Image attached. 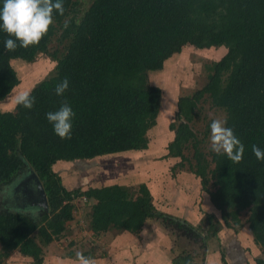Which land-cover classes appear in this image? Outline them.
Listing matches in <instances>:
<instances>
[{
    "label": "trees",
    "instance_id": "1",
    "mask_svg": "<svg viewBox=\"0 0 264 264\" xmlns=\"http://www.w3.org/2000/svg\"><path fill=\"white\" fill-rule=\"evenodd\" d=\"M76 6L74 0H0V101L19 83L12 59L33 60L57 28L60 39L69 38L55 73L34 85L13 112L0 111V187L28 165L48 203L37 220L0 209V259L17 249L41 262L43 247L73 218L80 195L96 199L93 231L136 233L155 218L205 244L200 226L157 210L144 183L136 190L118 184L71 189L52 167L57 160L90 164L97 156L146 148L161 103V89L148 73L187 43L227 51L201 89L177 99L167 156L182 164L183 149L193 142L189 170L226 225L238 224L248 210L253 240L264 251V0H92L80 13ZM204 95L225 112L227 146L211 153L212 168L188 123ZM214 218L205 213L210 233L218 228ZM191 260L185 252L174 264Z\"/></svg>",
    "mask_w": 264,
    "mask_h": 264
},
{
    "label": "crops",
    "instance_id": "2",
    "mask_svg": "<svg viewBox=\"0 0 264 264\" xmlns=\"http://www.w3.org/2000/svg\"><path fill=\"white\" fill-rule=\"evenodd\" d=\"M168 142L163 146L161 142L152 144L148 141L146 148L97 156L86 168L72 167V161L65 160H57L52 167L66 187L78 185L82 190L112 184L132 187L144 183L157 210L194 226L201 222L205 213L213 214L221 227L217 228L213 237H208L207 246L201 252V260L191 254V249L181 248L177 244L176 233L170 232L172 226L165 224L167 227H162L163 221L159 219H146L136 233L113 228L93 231L89 222L96 199L92 197L85 201L73 200V218L67 222L63 232L43 247L41 262H35L31 256L15 249L7 257L1 258L0 264H174L175 258L185 252L191 254L192 264H223L222 257L226 264H254L261 252L254 249L256 243L247 221L240 217L238 224L226 225L208 193L202 190L198 176L196 178L189 169H181L173 175L172 164L180 160L175 156H167ZM160 156H164L162 160ZM83 177L87 179L83 181ZM91 177L94 178L92 181ZM0 205V209L23 213L32 218L37 215L36 207L28 210L16 208L12 206L13 203L8 205L10 208L3 203Z\"/></svg>",
    "mask_w": 264,
    "mask_h": 264
},
{
    "label": "rangeland",
    "instance_id": "3",
    "mask_svg": "<svg viewBox=\"0 0 264 264\" xmlns=\"http://www.w3.org/2000/svg\"><path fill=\"white\" fill-rule=\"evenodd\" d=\"M74 1L77 2L76 8L80 13V11H84L90 5L92 0ZM60 34L61 28H57L47 44L46 51L39 52L33 60L25 61L19 58L11 60V65L18 75L19 83L13 88L10 94L0 101L1 112H13L18 100L27 94L34 85L55 73L57 60L64 54L69 41V38L60 39ZM226 51L227 48L224 45L199 48L191 43H187L183 45L179 51L172 53L165 60L161 69L149 71V82L157 85L161 89L160 109L155 124L147 131L149 142H152V144L161 142L162 145L165 146V143L171 140L174 132L170 129L169 125L171 123L177 124L178 122L176 117L177 99L180 96L192 95L196 90L201 89L207 80L210 67L214 62L218 61ZM224 121V110L212 105L207 95H204L197 103L192 120L188 122L196 138L199 140V150L204 154L210 164L209 168L213 167V163L210 162L211 153L222 151L227 146ZM192 143L193 142L187 143L183 149L186 160L180 165L177 164L179 161L176 162L175 160L173 162L171 167L173 175L176 171L181 169L188 170L190 164H195V159L193 158L195 147ZM163 157L164 156H160L159 158L162 160ZM156 159H158V157ZM176 159L180 160L178 157H176ZM82 161L83 160L79 162L72 161L70 166L77 168L82 166L86 168L89 163ZM169 169L170 168H168V171ZM30 170L32 169L26 165L23 174L20 177L17 176L19 179L16 177L14 183L2 185L0 187V204H6L7 207L10 208L8 205L13 203L14 205L12 206H16V208H26L28 210H32L36 206L40 198L37 193V187H34L30 181H24V178L29 176ZM195 177L198 178L196 175ZM82 179L84 181L87 178L83 177ZM90 179L92 181L94 178L91 177ZM19 180L25 182L21 184L22 188H18ZM30 180L35 181L33 178ZM138 185V183L137 185H133V189L136 190ZM76 187L79 186L76 185L73 188ZM67 188L72 189V185H67ZM207 188L209 190L215 188L212 176L209 177ZM202 190L204 191L203 187ZM204 193H207V191L205 190ZM5 198L10 201L7 202ZM1 207L0 205V208ZM43 210L44 209L41 208L37 209V213L35 212L37 215H34V219H39ZM240 215V217L247 221L248 210H242ZM204 217L205 215L197 225L200 226L201 232L205 234V236L207 235L206 237L208 239V237H213L216 233H210L207 228V221H204ZM214 222L217 227H221L218 221ZM161 223L163 225L162 227H167L165 223ZM83 227L85 228V224ZM170 230V232H175L176 236H178L177 244L180 245L181 248L185 247V249H191V254L196 255L197 260H201V252L207 246V239L205 244H200V241L194 242L193 240L179 235V231L172 227H170ZM183 238H185V240ZM254 249H259V252H261L259 258L264 259V251L262 248L256 244Z\"/></svg>",
    "mask_w": 264,
    "mask_h": 264
},
{
    "label": "water",
    "instance_id": "4",
    "mask_svg": "<svg viewBox=\"0 0 264 264\" xmlns=\"http://www.w3.org/2000/svg\"><path fill=\"white\" fill-rule=\"evenodd\" d=\"M31 178H33L35 181V187H37V193L40 196V198L38 199V202L36 204V208L38 209H44L46 211H48V203H47V199L43 190V187L41 186V183L37 177V175L35 174V172L33 170H30V174L29 176L24 178V181H29Z\"/></svg>",
    "mask_w": 264,
    "mask_h": 264
},
{
    "label": "flooded vegetation",
    "instance_id": "5",
    "mask_svg": "<svg viewBox=\"0 0 264 264\" xmlns=\"http://www.w3.org/2000/svg\"><path fill=\"white\" fill-rule=\"evenodd\" d=\"M23 174V171L18 175V177H20L21 175ZM17 177V178H18ZM15 179H16V177H15ZM15 179L11 182V184L12 183H14V181H15ZM19 179V178H18ZM20 181V180H19ZM32 184H33V186L35 187L36 185H35V182L34 181H31V180H29ZM23 183H25L23 180L22 181H20L19 182V186H18V188H22V185L21 184H23ZM10 184V183H9ZM13 186V185H12ZM7 198H5V200H6ZM7 202H9L10 200H6Z\"/></svg>",
    "mask_w": 264,
    "mask_h": 264
},
{
    "label": "built area",
    "instance_id": "6",
    "mask_svg": "<svg viewBox=\"0 0 264 264\" xmlns=\"http://www.w3.org/2000/svg\"><path fill=\"white\" fill-rule=\"evenodd\" d=\"M87 198L85 196H77L75 197L74 200H81V201H85Z\"/></svg>",
    "mask_w": 264,
    "mask_h": 264
}]
</instances>
